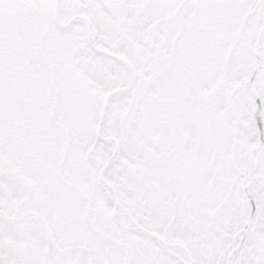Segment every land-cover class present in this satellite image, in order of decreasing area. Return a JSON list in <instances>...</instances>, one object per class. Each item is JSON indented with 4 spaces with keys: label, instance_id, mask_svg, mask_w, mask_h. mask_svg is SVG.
<instances>
[{
    "label": "snow or ice",
    "instance_id": "1",
    "mask_svg": "<svg viewBox=\"0 0 264 264\" xmlns=\"http://www.w3.org/2000/svg\"><path fill=\"white\" fill-rule=\"evenodd\" d=\"M0 264H264V0H0Z\"/></svg>",
    "mask_w": 264,
    "mask_h": 264
}]
</instances>
